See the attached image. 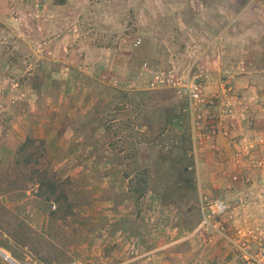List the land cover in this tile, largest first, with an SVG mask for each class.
Wrapping results in <instances>:
<instances>
[{
    "label": "rangeland",
    "instance_id": "1",
    "mask_svg": "<svg viewBox=\"0 0 264 264\" xmlns=\"http://www.w3.org/2000/svg\"><path fill=\"white\" fill-rule=\"evenodd\" d=\"M36 2L41 0H0V40L28 34L39 39L36 24L47 23V15L34 10ZM69 2L79 8L67 15L71 29L79 25L72 30L86 41L68 44L70 58L61 57L60 47L61 59L33 58L32 46L14 60L17 71L6 69L10 61L0 63V128L10 127L31 103L45 114L49 102L46 137L34 131L27 136L46 142L36 167L48 168L60 181L70 178L73 214L55 218L57 203L40 194L30 164L20 177L2 176L0 264H14L1 248L21 264H247L236 246L243 238L239 230L264 237L259 147L252 135L246 138L241 100L229 90L232 76L214 74L201 60L206 34L222 22L208 18L207 7L222 0ZM190 67L201 72L206 90L215 85L224 90L207 91L213 102L203 105L197 128L185 97L156 77L169 70L182 76ZM59 125L69 126L62 156L57 150L62 145L48 137ZM210 125L218 128V149L199 142L196 156L195 134ZM6 136L13 153L0 152L1 171L27 138ZM216 176L225 177V184H213ZM204 194L228 203L227 212L208 223ZM251 245L255 253L259 239Z\"/></svg>",
    "mask_w": 264,
    "mask_h": 264
},
{
    "label": "crops",
    "instance_id": "2",
    "mask_svg": "<svg viewBox=\"0 0 264 264\" xmlns=\"http://www.w3.org/2000/svg\"><path fill=\"white\" fill-rule=\"evenodd\" d=\"M35 6L34 10L37 13L47 15L45 18L47 23L37 21L38 25L36 24V26L41 29L39 39L28 34L21 40H0V63L3 65L6 60L11 62L8 63L6 69L11 67L13 71L18 70L14 60L21 58V53L27 51L26 47L36 46L33 58L51 57L58 60L61 59L56 57V51L59 47L62 51L61 57L63 59L65 57L70 58L69 54L72 53V50L69 46L71 52H67L68 44H81L86 41L80 30L77 34L74 33L77 31L72 30L74 28L78 29L79 25L78 28L75 25L71 29L67 15L79 11V8H76V5L74 6L69 0H65L63 3L55 2V0H44V2L41 0V2H36ZM210 6V8L207 7L209 9L208 14L211 13L208 18L211 20L219 18L222 22L221 25H218L220 28L217 31L206 34L205 40L208 45L204 50L205 53L201 56V60L208 63L207 66L213 70L214 74L218 75L222 71H228L232 76V79L228 81L232 82L230 87L238 92L241 100L239 104L241 123L250 131L246 138H249L248 135H252V138H254L252 140L259 147L257 151L260 157V166L264 170V0H236L234 2L222 0L221 3H213ZM232 9L237 11L236 15L231 14ZM41 11H45V14H41ZM212 11H222V14H216L215 17ZM11 42H14L13 46H9L8 43ZM47 53L53 55L50 56ZM80 53L82 54L81 51ZM34 69L36 70L37 67ZM56 72L58 71L56 70ZM7 73L12 72L7 70ZM222 87L216 85L207 87L206 95L208 90L211 91L210 89L224 91ZM31 104H28V110L14 116L10 127L7 125L5 127L1 126L0 152L13 153L12 148L9 146L10 142L6 141V135L9 134L14 135L13 137L19 140L25 139L30 131H34L36 135L41 134L46 137L49 132L48 119H51L52 115L51 105L47 102L48 112L44 114L41 112L43 108H40L39 103ZM59 122H62V117H60ZM66 123L69 122L66 121L64 124ZM63 128L64 125H59L54 131L55 133L48 136L49 138H56L58 144L62 145L57 149L58 155L63 154L68 146L66 141L69 126ZM246 128L244 127V129ZM7 131H9L8 134ZM40 131L41 133H39ZM228 169H230V166H228ZM212 180L215 185L225 184V177L222 176H216ZM227 256L228 253L225 256L226 259Z\"/></svg>",
    "mask_w": 264,
    "mask_h": 264
},
{
    "label": "built area",
    "instance_id": "3",
    "mask_svg": "<svg viewBox=\"0 0 264 264\" xmlns=\"http://www.w3.org/2000/svg\"><path fill=\"white\" fill-rule=\"evenodd\" d=\"M157 79L163 87H171L180 92L186 99V110L189 116H191L193 127L200 126V120L202 114H200L203 105L206 103V87L203 82L202 74L198 70L189 68L185 75H178L173 70L168 72H162L158 74ZM17 83H14V86ZM232 88L229 87V90ZM210 104L213 102L209 100ZM218 128L215 125L206 126L204 131H200L195 134L194 153L198 154L199 142H207L208 147L211 150L218 149ZM198 139L200 141H198ZM259 165L260 161L258 162ZM202 211L204 215V222L208 223L210 218L222 216L228 209V203L222 198H212L208 194L201 196ZM239 233L243 236L242 240L236 241V246L241 250L242 255L247 264H264V237H258L257 232L253 229L248 231L239 230ZM259 239V247L255 253L251 252V241Z\"/></svg>",
    "mask_w": 264,
    "mask_h": 264
},
{
    "label": "trees",
    "instance_id": "4",
    "mask_svg": "<svg viewBox=\"0 0 264 264\" xmlns=\"http://www.w3.org/2000/svg\"><path fill=\"white\" fill-rule=\"evenodd\" d=\"M58 3H63L65 0H57ZM46 152V142L44 139H37L32 136H27L26 140L18 147L14 154L12 164L5 170L0 169V178L5 176L9 181V175L20 177L25 172V166L30 164V179H35L39 183L40 194L45 195L46 199L54 200L57 203V209L53 211L55 218L65 219L68 215L73 214L74 203L70 201L68 194V186L70 185V178L63 180L55 174H51L48 168L39 169L35 165L39 164L40 159L44 157ZM186 174L185 169L182 170ZM137 188L136 190H141ZM137 196L141 197L143 192H137ZM0 246L4 247L2 244ZM14 258H17L13 255Z\"/></svg>",
    "mask_w": 264,
    "mask_h": 264
},
{
    "label": "bare ground",
    "instance_id": "5",
    "mask_svg": "<svg viewBox=\"0 0 264 264\" xmlns=\"http://www.w3.org/2000/svg\"><path fill=\"white\" fill-rule=\"evenodd\" d=\"M1 251L3 252V256H5L8 260H10L11 262H13L14 264H16L14 261H13V257L10 255V254H8L6 251H4L2 248H1ZM15 260V259H14Z\"/></svg>",
    "mask_w": 264,
    "mask_h": 264
},
{
    "label": "water",
    "instance_id": "6",
    "mask_svg": "<svg viewBox=\"0 0 264 264\" xmlns=\"http://www.w3.org/2000/svg\"><path fill=\"white\" fill-rule=\"evenodd\" d=\"M13 261H14L16 264H19L16 260L13 259Z\"/></svg>",
    "mask_w": 264,
    "mask_h": 264
}]
</instances>
